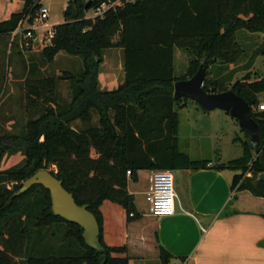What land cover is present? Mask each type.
I'll use <instances>...</instances> for the list:
<instances>
[{"label": "trees", "instance_id": "trees-1", "mask_svg": "<svg viewBox=\"0 0 264 264\" xmlns=\"http://www.w3.org/2000/svg\"><path fill=\"white\" fill-rule=\"evenodd\" d=\"M21 1L20 12L0 21V35H10L27 17L32 21L41 7L39 0ZM103 3L113 6L101 16L87 17L88 11ZM52 28L54 35L42 50L45 62L50 64L63 52L79 57L83 72L77 78L25 81L27 120L22 131L0 135V161L3 155L23 157L17 166L0 171V264H129L125 245L104 241L102 208L111 205L114 212H124V221L129 222L138 215L127 183L136 182L139 171L194 173L208 167L209 159L193 161L179 150L175 108L184 107L188 100L173 99L177 80L191 78L200 66L204 90H232L243 98L259 134L255 146L237 137L242 156L212 168L232 174L233 196L217 217L239 213L235 202L240 193L264 201V186L257 181L264 172V110H258L257 98L264 93V76L251 79L247 73L233 83L209 77L216 73L217 63L228 66L247 58L248 68L256 57L264 56V0H69L63 22ZM255 36L263 39L248 54L243 42ZM108 49L122 50L124 79L117 89L101 91L97 77ZM178 52L187 56V68L176 77ZM65 79L71 82L69 102L58 93V81ZM44 164L54 168L50 174L62 182L75 203L95 216L105 256L84 245L81 228L53 216L50 194L42 186L15 195ZM37 192L42 193L38 202L42 216L36 228L63 225L62 239L73 246L69 254L35 257L34 251L28 252L35 241H28L23 206ZM259 215L264 219V213ZM170 258L159 246V262L169 264Z\"/></svg>", "mask_w": 264, "mask_h": 264}, {"label": "crops", "instance_id": "crops-1", "mask_svg": "<svg viewBox=\"0 0 264 264\" xmlns=\"http://www.w3.org/2000/svg\"><path fill=\"white\" fill-rule=\"evenodd\" d=\"M39 1L42 2V0ZM66 6L67 4L64 9ZM8 19H0V21ZM9 39L11 40V35H0V57L4 55ZM61 53L63 52L59 54ZM110 53L117 54L120 71L109 68L106 61L100 65L97 84L101 91L117 89L124 79L122 50H105L103 57L104 54ZM4 78L5 76L0 74V94H2ZM11 95L12 92L5 98L0 95V135L11 130L15 125L14 120L11 119L12 116L6 117V113L1 110L8 107L9 111H14L21 105L17 100L13 101ZM23 102L26 111L25 86ZM183 104L184 107L175 108L179 120L178 134L180 130L179 113L201 111L200 107L191 101L183 102ZM25 116L26 121L27 113ZM18 154L20 158L15 162H12L15 155H3L4 163L1 160L0 164L9 165L7 168L17 166L23 160L21 154ZM209 160L208 167L197 170V172L176 171L180 183L178 182L176 212L173 216L157 218L150 215L148 211H139L135 207V196L145 198L150 174V171L143 170L147 173L146 184L143 188L140 184L144 179V172L139 171L135 182L139 189L133 190L130 188L131 181L127 183V191L133 196V204L138 216L134 220L125 222L124 212H114L111 205L103 207L105 243L112 246L125 245L129 264H161L159 246L170 254L169 264H264V246L261 245L264 242V219L259 215L264 213V201L240 193L235 202L239 213L218 218L220 211L233 196L229 188L232 174L212 169L215 165L223 163L220 162V158ZM8 161H10L9 164ZM7 168L0 167V171L7 170ZM202 228L206 231L203 232ZM75 247L78 248L76 245ZM71 250L73 246L67 245L66 249L63 248L62 251L60 249L56 254L66 255Z\"/></svg>", "mask_w": 264, "mask_h": 264}, {"label": "rangeland", "instance_id": "rangeland-1", "mask_svg": "<svg viewBox=\"0 0 264 264\" xmlns=\"http://www.w3.org/2000/svg\"><path fill=\"white\" fill-rule=\"evenodd\" d=\"M68 1L69 0H42L40 3L41 6L49 13V17L46 21L49 27L63 22L64 6ZM116 5H119V3L117 2ZM22 7L23 2L21 0H0V19H8L10 15L20 12ZM86 15L87 17H92L94 12L90 10ZM262 39V36H255L251 41L248 40L243 42L248 46L247 53L249 54L253 46ZM8 43L4 55L0 57V74L5 76L2 80L3 90L0 95L5 98L12 92L11 96L13 101L17 100L18 104L20 103L21 105L14 111H9L8 107H4L1 112H5L6 117L11 115V119L15 122L13 128L10 127L11 130L5 131L4 134L17 135L21 133L22 127L26 122V111L23 105V84L25 81L45 78L57 79L69 75L77 78L83 72V66L79 57L68 56L65 53L58 54L50 64L46 63L42 57L44 46H42L39 41L32 43V46L29 48L22 46L17 40H14L12 43L9 39ZM104 61H106L109 68L111 67L114 71H120L117 54H104L100 65H103ZM186 63L187 56L184 53L178 52L176 60L174 61L176 77L185 73L187 68ZM249 64L250 62L247 58H241L236 63L228 66L217 63L216 73L218 72L219 77H216V73L209 77L211 80L219 78L228 83L230 81L233 83L247 73L250 74L251 79L264 76V56L256 57L247 68ZM70 83V80L67 79L58 81V93L63 102L70 101ZM257 98L259 106L264 105V93L259 94ZM187 102H189V100ZM258 110H260L259 107ZM179 118V150L189 153L190 158H192L191 160H215L220 158V162L226 163L242 156V146L236 138L238 137L245 141L247 140V136L240 129L236 119L233 117L231 118L227 113L220 110H213L212 112H202V110H199L197 113H193V111H182L179 113ZM14 155L12 162L20 158L18 153ZM2 163H4L3 160ZM9 163L10 161H8V164ZM6 165L7 164H0V167L7 168L9 165ZM7 169H10V167ZM53 169L54 168H50L47 170L51 171ZM172 173L175 176L174 189L175 192L178 193V174L176 171H172ZM143 176L144 179L143 181L141 180L142 183L140 182V185L144 188L147 173L144 172ZM137 187L139 186H136L135 182H130L131 189L134 190ZM39 200H42V193L37 192L34 196L24 201L23 217H25L26 225L28 229H30V239L28 241H35L31 248H28V252L34 251L33 254L36 255L35 257L40 255L59 256L56 253H58L60 249L62 251L63 248L66 249L67 247L68 242L62 239L66 228L61 224L51 225L46 228H36L35 223L37 218L42 216L40 211L41 207L38 205ZM135 207L139 211H148L147 203L142 196H135Z\"/></svg>", "mask_w": 264, "mask_h": 264}, {"label": "water", "instance_id": "water-1", "mask_svg": "<svg viewBox=\"0 0 264 264\" xmlns=\"http://www.w3.org/2000/svg\"><path fill=\"white\" fill-rule=\"evenodd\" d=\"M204 70L200 66L195 75L185 80H177L173 86V99H187L196 103L202 111L212 112L220 110L233 117L240 129L246 134L248 142L253 146L259 142L257 123L250 116V108L243 98L232 90L208 93L203 88ZM255 155V152H253ZM257 181L264 186V172L257 175ZM42 186L50 194L51 210L67 223L75 224L82 229V240L89 249L105 256V249L99 243V227L95 216L87 210L85 205H77L73 195L66 192L62 182L51 175L46 165L25 180L16 192V196L25 194L32 187Z\"/></svg>", "mask_w": 264, "mask_h": 264}, {"label": "built area", "instance_id": "built-area-1", "mask_svg": "<svg viewBox=\"0 0 264 264\" xmlns=\"http://www.w3.org/2000/svg\"><path fill=\"white\" fill-rule=\"evenodd\" d=\"M110 4L101 5L94 12L95 16H101L103 11ZM49 17L48 11L42 6L36 12V16L30 21V17L21 20L12 31L11 42L17 41L24 47L28 48L29 44L39 41L42 46H47L54 35L53 28L47 26L46 21ZM260 111L264 110V105L259 106ZM129 176V171L126 172ZM145 193L148 212L153 217L173 216L176 212V192L174 189V175L169 170L150 171L148 184ZM133 214H130L132 217ZM205 232L206 229L202 228Z\"/></svg>", "mask_w": 264, "mask_h": 264}]
</instances>
